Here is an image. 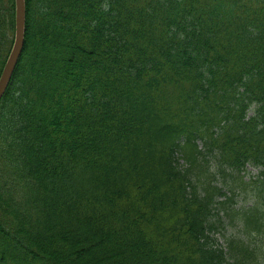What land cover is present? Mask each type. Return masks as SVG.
<instances>
[{
  "label": "trees",
  "instance_id": "trees-1",
  "mask_svg": "<svg viewBox=\"0 0 264 264\" xmlns=\"http://www.w3.org/2000/svg\"><path fill=\"white\" fill-rule=\"evenodd\" d=\"M26 1L0 264H264V0Z\"/></svg>",
  "mask_w": 264,
  "mask_h": 264
},
{
  "label": "water",
  "instance_id": "water-1",
  "mask_svg": "<svg viewBox=\"0 0 264 264\" xmlns=\"http://www.w3.org/2000/svg\"><path fill=\"white\" fill-rule=\"evenodd\" d=\"M26 20L27 1L15 0L14 41L8 59L0 75V100L2 99L10 84V81L24 49L26 37Z\"/></svg>",
  "mask_w": 264,
  "mask_h": 264
},
{
  "label": "rangeland",
  "instance_id": "rangeland-1",
  "mask_svg": "<svg viewBox=\"0 0 264 264\" xmlns=\"http://www.w3.org/2000/svg\"><path fill=\"white\" fill-rule=\"evenodd\" d=\"M247 172H248V174L249 175H247V176H253V175H255V174H257L258 173V169H256L255 167H253V166H249V168H248V170H247ZM228 229H226V230H223L222 228H219V230L217 231V234L218 235H222V233L225 231L226 233H229L230 231H231V229L233 228V226H229V227H227Z\"/></svg>",
  "mask_w": 264,
  "mask_h": 264
}]
</instances>
